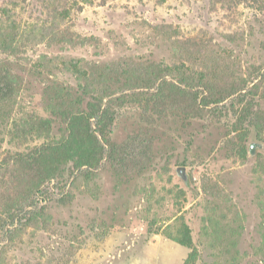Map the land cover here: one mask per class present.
Instances as JSON below:
<instances>
[{
  "label": "rangeland",
  "instance_id": "1",
  "mask_svg": "<svg viewBox=\"0 0 264 264\" xmlns=\"http://www.w3.org/2000/svg\"><path fill=\"white\" fill-rule=\"evenodd\" d=\"M66 27L76 43L32 44L21 60L0 50V172L23 116H49L43 89L76 86L64 60L91 72L127 59L182 64L193 83L203 72L240 89L193 117L125 102L109 134L120 164L107 154L95 170L63 163L43 184L44 215L0 238V264H182L184 226L194 264H264V16L212 0H105L73 9ZM64 126L53 119L51 134ZM251 141L262 143L252 155Z\"/></svg>",
  "mask_w": 264,
  "mask_h": 264
},
{
  "label": "trees",
  "instance_id": "2",
  "mask_svg": "<svg viewBox=\"0 0 264 264\" xmlns=\"http://www.w3.org/2000/svg\"><path fill=\"white\" fill-rule=\"evenodd\" d=\"M0 1V50L20 60L27 59L25 52L32 44L76 43L67 27L60 30L62 21L75 8L105 2ZM212 2L226 7L243 4L264 16V0ZM127 60L105 63L95 72L87 71L73 58L64 60L63 68L77 79L76 86L53 81L42 92L43 110H47L49 116L24 118L22 114L23 118L15 128L19 149L14 153L11 167L0 172V238L17 230L19 225H25L23 219L34 221L44 215L40 196L43 184L57 177L63 163L71 162L76 170H95L107 154L114 165L120 164L124 149L118 146L114 150L112 147L116 145L110 141L109 134L116 110L125 102H137L144 111L193 117L201 114L210 103H217L226 94L240 89L236 83L229 84L227 79H223L227 82L219 88V84L210 83L211 79L203 72L198 73L197 82L193 83L189 77L193 73L187 72L182 64ZM33 68L36 69L35 65ZM184 71L190 74L183 76ZM114 86L118 87L114 89ZM128 90L130 92H126ZM53 119L65 124V133L51 134ZM243 138L239 136L240 140ZM34 139L41 141L30 146L29 142ZM174 240L189 248L182 264H194L197 251L191 244L186 226Z\"/></svg>",
  "mask_w": 264,
  "mask_h": 264
},
{
  "label": "water",
  "instance_id": "3",
  "mask_svg": "<svg viewBox=\"0 0 264 264\" xmlns=\"http://www.w3.org/2000/svg\"><path fill=\"white\" fill-rule=\"evenodd\" d=\"M255 147H262V143L251 141L248 145V153L252 155L254 153ZM183 172H184V167H177L176 169L177 175L182 176L184 178Z\"/></svg>",
  "mask_w": 264,
  "mask_h": 264
}]
</instances>
